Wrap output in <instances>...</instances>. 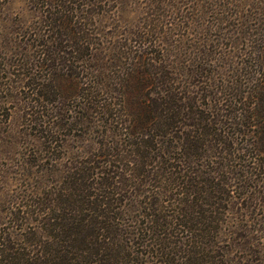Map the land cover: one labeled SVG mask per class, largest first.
<instances>
[{"label":"trees","instance_id":"16d2710c","mask_svg":"<svg viewBox=\"0 0 264 264\" xmlns=\"http://www.w3.org/2000/svg\"><path fill=\"white\" fill-rule=\"evenodd\" d=\"M109 1L47 0L54 8L47 36L59 41L56 49L44 42L43 52L73 65V54L105 51L91 40L88 20L91 10L109 12ZM213 18L204 41L176 65L165 64L157 42L125 43L114 54L116 77L107 78L100 63L74 86L76 118L99 129L101 164L77 167L54 193L33 190L17 208L21 218L35 213L37 226L17 240L0 232V264H241L248 256L215 251L237 204L252 217L237 224L238 245L260 252L264 33L225 32L226 19ZM46 60L45 53L39 62ZM45 86L39 82L31 101Z\"/></svg>","mask_w":264,"mask_h":264},{"label":"rangeland","instance_id":"374dc122","mask_svg":"<svg viewBox=\"0 0 264 264\" xmlns=\"http://www.w3.org/2000/svg\"><path fill=\"white\" fill-rule=\"evenodd\" d=\"M46 1L0 0V232H10L14 240L27 238L22 232L37 226L35 213L21 218L17 208L31 202L28 196L33 190L54 193L77 167L93 171L101 164L99 129L86 128L76 118L81 100L72 89L84 76H95L100 63L108 66L107 78L116 77L114 54L119 46L157 42L165 64L176 65L195 52L199 40L204 41L213 15L226 19L225 32L238 28L240 35L264 33V0H110L109 12L99 17L90 9L95 19L88 20L91 40L103 41L106 50L91 49L93 55L86 59L81 53L73 54L70 65L57 51L43 52L44 42L56 49L59 41L51 31L47 36L54 8ZM80 1L73 0V6ZM68 46L63 49L69 50ZM45 53L48 60L39 62ZM94 67L95 71L88 69ZM39 82L46 86L39 101H31ZM35 209L28 207L31 213ZM251 219L237 204L224 226L230 243L220 241L215 251L229 248L237 259L248 256L241 264H264V247L251 255L238 245L236 226Z\"/></svg>","mask_w":264,"mask_h":264}]
</instances>
